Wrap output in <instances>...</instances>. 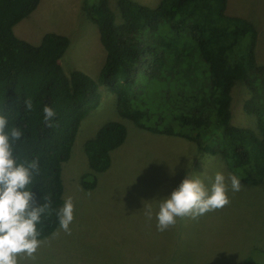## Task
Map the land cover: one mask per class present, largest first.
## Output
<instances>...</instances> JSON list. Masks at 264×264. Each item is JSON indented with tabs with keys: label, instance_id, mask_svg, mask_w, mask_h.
<instances>
[{
	"label": "trees",
	"instance_id": "trees-1",
	"mask_svg": "<svg viewBox=\"0 0 264 264\" xmlns=\"http://www.w3.org/2000/svg\"><path fill=\"white\" fill-rule=\"evenodd\" d=\"M39 3L0 0V115L8 118L9 129L18 126L23 132L15 147L18 159L39 158L40 174L30 187L38 206L46 196L52 208L37 226L39 238L59 227L62 163L70 157L81 120L99 104L100 84L116 95L120 115L140 128L178 136L202 152L221 155L248 184L263 180L264 134L232 123L230 111L232 87L241 81L252 91L244 109L262 120L264 65L256 61L258 31L249 19L226 14L227 0H160L155 7L117 0L119 23L108 0L85 6L105 50L96 80L79 69L64 72L60 59L69 45L66 35L47 32L38 44L15 35L13 27ZM139 74L152 112L133 104ZM29 99L30 111L24 103ZM45 105L56 113L52 127L44 121ZM126 134L123 123L108 121L85 141L92 172L109 168L110 152ZM81 183L93 188L96 178L86 173Z\"/></svg>",
	"mask_w": 264,
	"mask_h": 264
},
{
	"label": "rangeland",
	"instance_id": "rangeland-1",
	"mask_svg": "<svg viewBox=\"0 0 264 264\" xmlns=\"http://www.w3.org/2000/svg\"><path fill=\"white\" fill-rule=\"evenodd\" d=\"M96 1L40 0L13 31L32 44H38L47 32L66 35L69 45L60 59L64 72L79 69L96 80L105 50L96 24L86 14L87 5ZM134 1L155 7L160 0ZM108 3L119 23L117 0ZM226 14L255 24L256 61L264 65V0H227ZM137 80L133 104L151 111V99L143 88L144 76L139 74ZM98 92V106L81 120L70 157L62 163V198L72 196L75 204L72 234L58 227L39 238L43 244L36 259L23 260L21 264H244L248 258L249 264H264V178L254 185L241 180L244 187L239 192L231 191L229 181V205L196 220L178 219L175 226L158 231L155 213L159 201L170 196L189 171L201 174L209 188V178L214 180L217 171L226 177L233 173L221 155L202 152L194 142L178 136L144 130L121 116L116 95L105 85L100 84ZM231 95V122L263 135L264 105L259 121L243 107L252 95L245 83L237 81ZM108 121L123 123L126 138L110 152L109 168L94 173L84 144ZM86 173L96 178L93 188L81 183ZM145 204H151L153 209L150 221L144 215Z\"/></svg>",
	"mask_w": 264,
	"mask_h": 264
},
{
	"label": "clouds",
	"instance_id": "clouds-1",
	"mask_svg": "<svg viewBox=\"0 0 264 264\" xmlns=\"http://www.w3.org/2000/svg\"><path fill=\"white\" fill-rule=\"evenodd\" d=\"M26 109H32V101L25 100ZM44 121L48 127L56 113L50 106L43 108ZM23 132L18 126L9 129L8 118L0 115V264H21L23 260H35L36 253L43 241L39 239L42 216L51 214V200L46 196L44 203L36 204L32 192L33 180L40 174L39 158L31 161H20L15 154L16 143L21 140ZM192 167L191 163L188 166ZM206 175V173H203ZM209 188L201 174L189 171L179 186L170 196L159 201L155 213L157 230L164 232L175 226L178 219H198L200 216L218 209H223L231 203V191L239 192L242 187L241 179L235 174L227 177L217 171L214 180L209 178ZM74 198L68 196L63 206L56 211L59 230L71 235L70 225L74 221ZM144 215L150 221L153 218L151 204H145ZM58 235V232L56 233Z\"/></svg>",
	"mask_w": 264,
	"mask_h": 264
}]
</instances>
